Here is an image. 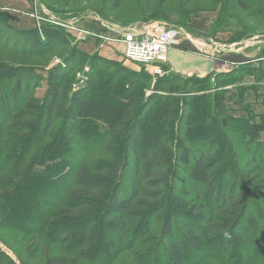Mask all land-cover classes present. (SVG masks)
I'll return each instance as SVG.
<instances>
[{
  "label": "trees",
  "instance_id": "trees-1",
  "mask_svg": "<svg viewBox=\"0 0 264 264\" xmlns=\"http://www.w3.org/2000/svg\"><path fill=\"white\" fill-rule=\"evenodd\" d=\"M119 2L115 1V7ZM35 33L32 47L37 52L65 42L57 29H44L48 38L44 41ZM75 53L72 58L76 66L93 58L98 68L87 76L86 87L71 90L74 67L53 66L36 70L38 80L40 73L45 74L42 97L30 91L29 81L21 78V69L0 65V83L14 81L17 95L22 96L17 109L24 106V111L17 112L7 106L8 114L19 125H11L15 135L6 138L2 132L8 127L0 120V147H19V160L25 161L30 155L28 164L41 150L49 160L44 162L40 157L36 167L23 175L21 188L8 193V198L19 204L18 220H29L32 232L56 244L57 253L49 256L46 264H68V255L103 264L134 249L136 259L148 256L152 264L160 258L164 264H190L191 259L208 258L212 249L228 251L248 263L256 256L253 252L264 250V208L257 203L264 202V158L259 155L258 159L249 150L246 170L241 172L227 163L218 126L223 122V95L193 90L187 91V97L171 84L176 75H170L168 82L162 75L152 86L161 92L158 97L154 93L146 96L144 81L133 89H120L124 98L114 105L103 97L111 94L110 83L103 79L104 73L99 75L103 65L109 64L106 58L82 50ZM187 80L201 88L205 79L191 75ZM58 120L64 129L54 135ZM66 128L84 136L99 134L108 156L90 163L92 154L84 151L74 159V167L59 169L71 146ZM237 129L257 140L264 133V120H244ZM49 136L53 138L42 145ZM195 142L214 146L213 152L196 148ZM40 145L43 147L35 148ZM237 177L242 189H237ZM61 179L66 181L65 198L57 203L48 201L57 198L56 185ZM44 205L52 211H40ZM155 220L162 222L158 237H152ZM38 247L36 244L30 257ZM4 261L0 252V264Z\"/></svg>",
  "mask_w": 264,
  "mask_h": 264
},
{
  "label": "rangeland",
  "instance_id": "rangeland-1",
  "mask_svg": "<svg viewBox=\"0 0 264 264\" xmlns=\"http://www.w3.org/2000/svg\"><path fill=\"white\" fill-rule=\"evenodd\" d=\"M115 1L0 0V65L8 64L21 69L22 80L29 81L30 91L38 97L45 95L46 82L45 74L40 75L42 73L39 74L41 78L38 80L36 70L46 71L53 66H61V69L74 67L71 72L74 78L70 89L75 91L84 88L86 87L87 76L98 68L93 65V58H88L76 66L72 56L75 51L80 50L79 43L95 37V35L85 36L83 32L89 30L84 26L87 24L84 21L88 18H94L100 26H104V28L102 27L103 32L89 31L96 35L108 33L110 37V40L99 39L102 45L104 44V46H100L104 48L102 52L106 56L112 57L101 56L106 58L109 64L103 65V71L99 74L101 76L104 73L103 79H107L110 83L108 84L111 94L103 96L109 103L120 104V100L124 98L120 89H128V87L133 89L134 86L144 81L147 82L145 86L146 96L154 93L153 95L158 97L161 92L152 90L156 77L163 75L168 82L171 78L170 75L174 74L176 77L171 79L173 82L171 84L173 87L182 89L178 94L189 97V92L194 90L195 93L202 92L212 95L217 92L223 95V122L219 121L218 126L225 141L229 165L237 172L246 170L245 165L251 155L249 150L253 151L258 159L261 158L259 155L264 158V133L257 140H253L245 137L241 129H237L239 125L244 123V120H264V63L255 61L257 55L264 50V41L247 46H235L237 43L248 41L249 38L251 40L264 36V0H120L116 7ZM137 22H155L164 27H183L190 30L191 34H195V37L202 35L212 38L214 41L225 42L226 45L235 43L233 46L237 50L223 54H238L242 55L243 59L237 62L229 61L233 65L227 71H213L203 76L205 80L201 88H196L190 84L187 80L189 76L166 71L163 64L161 67L165 71L163 70L161 74H152L147 67L130 63L125 59L122 43L115 40L116 37L113 32L107 28L113 25L128 26ZM38 25L41 33L37 29ZM44 29L61 31L65 42L62 41L57 47L42 53L37 52L36 47H32V43H34L32 34L36 32L35 34L44 41L46 38ZM46 39L48 40V38ZM59 41L57 39V42ZM195 41L197 40L195 39ZM200 52L206 54V51L201 50ZM92 54H97V52ZM75 55L78 54L75 53ZM88 63H91L92 66ZM218 73L227 74L219 75ZM35 84H38L36 88L34 87ZM14 88V81L0 83V120L5 121L3 127H8L2 132L6 138L15 135L10 129L11 125H19V121L8 114L10 110L7 106L15 111L24 109V106L17 109L22 104L20 102L22 96L19 97ZM96 88V86L91 88V94ZM155 101L157 102V98L154 99ZM60 129H64V127L61 120H58L54 125V135ZM66 130L71 146L66 154L64 165L59 169L74 167V159L84 151L87 155L92 154L89 159L90 163L98 157L108 156L104 147V139L96 132L84 136L78 132L70 133L67 128ZM52 138L53 136L47 137L42 145ZM42 145L35 148H41ZM194 145L196 148L201 147V149L208 150L209 153H212L214 149V146H209L206 142H195ZM18 148L10 150L8 144H2L0 147V252L5 260L2 264H7L6 261H9L8 264H46L47 258L57 253L56 244L40 239L36 232H32L33 223L29 220H18L19 213L16 209L19 204L16 205L14 198H8V193L21 188L24 182L23 175L29 174L31 168L36 167L40 157L44 162L49 160L47 156L43 155L45 152L41 150L36 160L28 164L30 155L25 161L19 160L21 153ZM238 180L237 189H242V182L240 179ZM65 185V179H61L56 185V189L59 191L57 198H50L48 201L63 200L67 189ZM257 203H260L258 205L262 209L264 208V202L259 201ZM60 206L61 204L56 208ZM39 209L49 213L53 208L44 205L40 206ZM28 225L30 226L28 227ZM161 228L162 222L155 220L152 237H158ZM36 244L39 246L38 252L30 257ZM135 251V249L124 251L115 260L103 264H152L148 256L137 257L136 259ZM210 251L213 254L208 258L191 259L190 264H264V250L256 254L253 252L252 254L256 256L248 263L245 260L240 262L237 255L230 256L228 251L224 253L214 249ZM68 256V264H98L75 258L73 255ZM155 264H164V259L160 258Z\"/></svg>",
  "mask_w": 264,
  "mask_h": 264
},
{
  "label": "built area",
  "instance_id": "built-area-1",
  "mask_svg": "<svg viewBox=\"0 0 264 264\" xmlns=\"http://www.w3.org/2000/svg\"><path fill=\"white\" fill-rule=\"evenodd\" d=\"M107 28L113 32L116 37L115 40L122 43L125 59L130 63L147 67L152 74L162 73L164 68L162 69L161 65H164L166 62L169 49L180 47L182 42L186 40L198 43L204 37L202 35L195 37L196 35L191 34V31L187 28L176 26L164 27L160 23L155 22H137L128 26L113 25ZM37 29L41 33L39 25ZM83 32L85 36L95 35L99 39L110 40L108 33L106 35H96L89 30ZM210 42L212 45L209 44ZM210 42L208 43L210 47L223 53L237 50L233 46L235 43L226 45L213 41ZM214 58L216 60L214 71H227L233 65V63H229L224 59ZM255 61L264 63V50L257 55ZM150 68H152L151 71Z\"/></svg>",
  "mask_w": 264,
  "mask_h": 264
},
{
  "label": "crops",
  "instance_id": "crops-1",
  "mask_svg": "<svg viewBox=\"0 0 264 264\" xmlns=\"http://www.w3.org/2000/svg\"><path fill=\"white\" fill-rule=\"evenodd\" d=\"M84 23L85 24L87 23L84 26L91 31L103 32L102 29L104 28V26L103 25L100 26L98 24V21L94 18H88L84 21ZM100 41L101 40H99V38L95 36L94 38H90L86 42L79 43L78 46L80 50L86 52L87 54H92L94 52H97L100 56L109 58L110 56L108 55L106 56V54L102 52V49L104 48L101 47L104 46V44L102 45ZM210 41L219 44L225 43V42H220L218 40L214 41L212 38L210 39L209 37H205V36L203 37V39H200L199 41L200 43H195L193 41L186 40L182 42V45L180 47H172L171 49H169L167 53V61L164 64V68H166V71L168 72L170 71L183 76L194 75L198 77H203L214 71V68L216 66V60L214 57L224 59L228 62L229 61L237 62L243 59L242 55L223 54L222 51L215 50L214 48L210 47L209 45L211 44ZM251 43H255V42H251L249 38L248 41H244L243 46L250 45ZM201 50L206 51V54L200 52Z\"/></svg>",
  "mask_w": 264,
  "mask_h": 264
},
{
  "label": "water",
  "instance_id": "water-1",
  "mask_svg": "<svg viewBox=\"0 0 264 264\" xmlns=\"http://www.w3.org/2000/svg\"><path fill=\"white\" fill-rule=\"evenodd\" d=\"M264 41V36H261V37H256V38H252L251 39V42H263ZM244 45V42H240V43H237V45H235L236 47H241Z\"/></svg>",
  "mask_w": 264,
  "mask_h": 264
},
{
  "label": "bare ground",
  "instance_id": "bare-ground-1",
  "mask_svg": "<svg viewBox=\"0 0 264 264\" xmlns=\"http://www.w3.org/2000/svg\"><path fill=\"white\" fill-rule=\"evenodd\" d=\"M255 43H257V42H255Z\"/></svg>",
  "mask_w": 264,
  "mask_h": 264
}]
</instances>
